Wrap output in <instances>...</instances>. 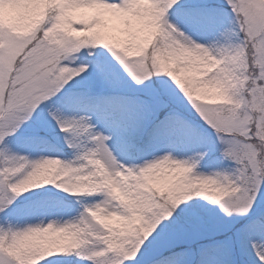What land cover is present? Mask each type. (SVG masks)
<instances>
[{
    "label": "snow or ice",
    "instance_id": "snow-or-ice-1",
    "mask_svg": "<svg viewBox=\"0 0 264 264\" xmlns=\"http://www.w3.org/2000/svg\"><path fill=\"white\" fill-rule=\"evenodd\" d=\"M0 264H264V0H0Z\"/></svg>",
    "mask_w": 264,
    "mask_h": 264
}]
</instances>
